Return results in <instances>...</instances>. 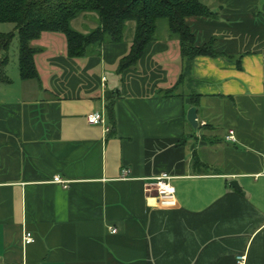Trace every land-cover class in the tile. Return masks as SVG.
<instances>
[{
  "label": "crops",
  "instance_id": "1",
  "mask_svg": "<svg viewBox=\"0 0 264 264\" xmlns=\"http://www.w3.org/2000/svg\"><path fill=\"white\" fill-rule=\"evenodd\" d=\"M204 1L216 19L185 24L197 46L213 40L224 56L193 60L178 93L190 88L196 107L159 92L181 72L165 34L137 70L115 72L133 21L122 43L83 59L66 56L63 35L43 33L31 42L39 81L8 71L9 49L0 53V264H264V0ZM71 27L86 34L97 16ZM94 113L103 124L87 123ZM161 175L175 189L170 204L147 188Z\"/></svg>",
  "mask_w": 264,
  "mask_h": 264
},
{
  "label": "trees",
  "instance_id": "2",
  "mask_svg": "<svg viewBox=\"0 0 264 264\" xmlns=\"http://www.w3.org/2000/svg\"><path fill=\"white\" fill-rule=\"evenodd\" d=\"M86 13L97 16V27L86 34L73 30L71 21ZM216 16L200 0H0V24L13 25L14 29V32L0 34V53L6 55L16 35L20 79L39 81L34 64L39 49L32 47L31 42L38 40L43 33L63 35L66 56L69 59H83L99 56L105 44L122 43L126 23L133 21L135 34L129 52L118 61L115 70L122 75L127 70L138 69L147 46L160 39L158 24L164 21L167 39L176 40L179 44L181 72L172 88L159 92L163 98L187 97L190 105L196 107L201 97L190 88L186 94H180L179 86L189 84L195 58L224 55L214 50L213 40L197 46L185 19H216ZM1 70L0 66V73ZM107 114L114 124L112 103L108 105Z\"/></svg>",
  "mask_w": 264,
  "mask_h": 264
},
{
  "label": "built area",
  "instance_id": "3",
  "mask_svg": "<svg viewBox=\"0 0 264 264\" xmlns=\"http://www.w3.org/2000/svg\"><path fill=\"white\" fill-rule=\"evenodd\" d=\"M86 121L90 125H101L104 120L98 113L91 114L86 117ZM228 140H233V132L230 131ZM170 178L166 175H161L153 178V182L150 183L147 188L153 190L156 194V200L162 204H170L175 201V189L170 185ZM54 184H58L63 188H67V182L63 181L59 176H55L52 180ZM24 244L28 245L33 243L34 239L31 233L26 232L24 235ZM245 256H239L236 264H244Z\"/></svg>",
  "mask_w": 264,
  "mask_h": 264
},
{
  "label": "rangeland",
  "instance_id": "4",
  "mask_svg": "<svg viewBox=\"0 0 264 264\" xmlns=\"http://www.w3.org/2000/svg\"><path fill=\"white\" fill-rule=\"evenodd\" d=\"M200 1L202 3H205L204 0H200ZM158 25H159V28H160L159 32H160V34L162 36L165 33L164 29L166 30V23L164 21H160ZM11 28H13V25L0 24V33L1 32L11 31ZM8 56H9L8 71L11 70L12 72H16L18 74V41H17V36L16 35L14 36V38H13V40H12L10 46H9ZM229 134H230V132H229ZM233 140H234V138H233ZM233 140H228V141H233Z\"/></svg>",
  "mask_w": 264,
  "mask_h": 264
},
{
  "label": "water",
  "instance_id": "5",
  "mask_svg": "<svg viewBox=\"0 0 264 264\" xmlns=\"http://www.w3.org/2000/svg\"><path fill=\"white\" fill-rule=\"evenodd\" d=\"M187 121L189 123V125L193 128H196L198 126V123H197V115H196V109L195 108H190L188 111H187ZM232 187L236 188V189H239L238 188V185H237V182H232L230 184Z\"/></svg>",
  "mask_w": 264,
  "mask_h": 264
}]
</instances>
